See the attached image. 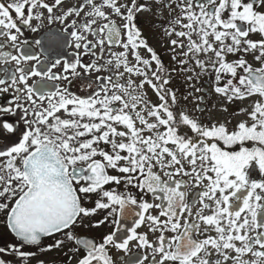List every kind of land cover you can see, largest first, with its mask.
<instances>
[{"label": "snow or ice", "instance_id": "1", "mask_svg": "<svg viewBox=\"0 0 264 264\" xmlns=\"http://www.w3.org/2000/svg\"><path fill=\"white\" fill-rule=\"evenodd\" d=\"M154 7L168 9L172 72L186 83L207 75L213 111L244 119L195 115L205 112L195 84L183 100L197 107L177 108L172 72L135 22ZM69 43L73 61L51 55ZM106 43L122 51L105 58ZM93 73L106 75L83 96L53 83ZM2 97L0 113L14 119L0 118V223L14 242L0 264L66 245V264H117L114 252L122 264H264V0H0ZM237 101L248 104L229 113ZM102 225L114 227L99 240L78 231Z\"/></svg>", "mask_w": 264, "mask_h": 264}, {"label": "flooded vegetation", "instance_id": "2", "mask_svg": "<svg viewBox=\"0 0 264 264\" xmlns=\"http://www.w3.org/2000/svg\"><path fill=\"white\" fill-rule=\"evenodd\" d=\"M66 1V0H65ZM173 7H175V5H173ZM163 9H166L168 10L167 8H163ZM178 9H177V12L176 13H173V15H176L178 14ZM168 18V14H166L165 16L162 17L161 21H162V24L166 26V20ZM136 24L138 25V23H140V19H139V15H137L136 17ZM119 24V23H117ZM59 24H53V25H46L44 29H42V31H47L48 28L50 27L51 29L53 30H61L62 27H58ZM26 36L29 38V39H36V38H39V35L38 34H31V33H28L26 31ZM172 39H175V37H171ZM253 39H256V37H252ZM67 39H70V37H68ZM170 39V38H169ZM159 40H161V38H159ZM168 45H166L168 48H166L164 50V54L165 56L168 58L166 60H162V63L165 67V69L167 70L165 75H167V72H169L168 68H170V64H172L173 66L174 65H177L176 68L177 70L179 69V65L173 61L171 58L173 56V52L171 51V46H170V43L169 41L167 42ZM166 43V44H167ZM107 45V43H106ZM112 48H116V46H113ZM4 51H8L9 49L8 48H5L3 49ZM83 50V49H82ZM77 50L75 48H73L70 43L69 44H65L64 46L56 49L55 52H53L51 55L55 58V57H59L61 59V61H73L74 58H75V55L73 54L74 52H76ZM33 52L35 54H37L38 56H40V59L41 61H45V57L43 55L40 54V49L38 47H33ZM176 52L179 53L180 52V49L177 48L176 49ZM13 54H16L15 52H13ZM161 58V56H160ZM180 58H183V57H180ZM229 59H232V57H229ZM249 61L252 62V58L249 56L248 57ZM170 62V63H169ZM36 62L35 61H30L29 62V65L31 64H35ZM168 64V66H166ZM255 66V65H254ZM3 67H9V68H13L14 67V64L13 65H4ZM187 67V66H186ZM61 69H62V65H61ZM173 69V68H172ZM54 72L56 73H60V69H59V66L53 70ZM196 71H199V69H197ZM183 74V75H182ZM187 75H192L191 72L187 73ZM172 84L169 85V87L173 90H176L177 91V95H178V105H177V108L178 109H183V108H186L188 110H192L194 109L195 107H197V105L195 104V102H187V101H184L183 100V96L184 95H187L190 91H192V88L190 86V84H195L196 86H200L203 88V92L202 93H196L195 95L196 96H203L204 99H203V103H201L199 105V107L201 108H204L205 109V112L203 113V115H201V113L199 112H195L194 114L195 115H198V116H201V119H206L207 116H208V113L211 111L212 112V116L214 119H219V120H223L225 118H230L232 119V122L233 124L236 123V121L238 120H242V118H240V116H229L228 113H221V112H216V111H213V105L214 104H218L219 101L218 99L215 97L214 94L211 93V83H210V78L207 76V75H204L202 77H200V79L198 81H192L190 83H186L185 82V74L184 73H178V72H175V74L172 72ZM86 79V83L83 85V83H81V79H77L76 81H72L71 84H69L67 81H56V82H53L55 84H59L61 86H64V87H69L70 90L73 92V93H76L78 95H86L87 91H89V89L87 88V85L88 83V78L85 77ZM36 80H39V77H32L30 80H29V84H32L34 81ZM7 97H2L0 98V104H2L4 102V100L6 99ZM190 100L192 99L191 97L189 98ZM158 100V98H157ZM153 103V101H152ZM157 103H159V101H157ZM243 104L245 105L246 104V101L243 102ZM241 102L237 101L236 103L234 104H231L229 105V113L231 112H234V111H238L239 108L241 107H244ZM0 118L4 119V120H8V121H12L14 118L8 114H5V113H0ZM0 143H2V141H0ZM112 174H116V173H112ZM257 179H264V177H259L257 176L256 177ZM131 191L133 192H136L135 189H130ZM193 191H196V192H199L200 189L197 188V189H193ZM192 197L191 195H189L188 199L190 200ZM107 214V210H99L98 212V215H97V220L98 219H102L105 215ZM114 226H109V225H102L99 229H96V232L95 234H88L89 232V229L88 228H85V229H80L78 230L81 235H85V236H89V237H95L97 240L100 239V237L110 231H112ZM88 231V232H87ZM139 231L143 232L145 231V229L142 227L141 229H139ZM93 235V236H92ZM158 235V234H157ZM171 235V234H169ZM150 239H154L153 236L150 235L149 237ZM51 240H53L52 238H44L43 239V243H42V246L45 245L46 243L48 242H51ZM14 242L13 241V238L11 237V235L8 233L7 229L4 227V225L2 223H0V247L4 246L6 243H12ZM27 251H35L37 254L39 252V249L37 248H28V249H25ZM56 249H53L51 251H41L40 253H51L52 255L54 254ZM142 254V253H141ZM113 255L117 258V264H122V261L124 259H126V257H124L123 253H117V252H114ZM37 258V255L36 257Z\"/></svg>", "mask_w": 264, "mask_h": 264}, {"label": "rangeland", "instance_id": "3", "mask_svg": "<svg viewBox=\"0 0 264 264\" xmlns=\"http://www.w3.org/2000/svg\"><path fill=\"white\" fill-rule=\"evenodd\" d=\"M83 2H84V0H66L65 1V7L72 6V5H79V4H82ZM97 2L99 3L100 0H97ZM139 2L142 5L147 4V3L156 4L157 0H139ZM85 10H87V9H85ZM166 14H168V10L160 8V7H154L153 13L141 12L138 14L139 19H140V23H138L139 29L142 31L143 36L146 38L148 44L151 45V47L154 49V51L158 54L159 58L161 56L160 59H162V60L168 59L164 54V50L166 48H168L166 45H168L167 42L169 41V37L164 35L163 29L161 28V25H162L161 19ZM111 19L115 20L116 23H122V21L118 17H111ZM101 23H104V21H101ZM59 26L62 27L61 25H59ZM159 38H161V40H159ZM70 39H68V40L70 41ZM88 39L92 40L93 37L89 36ZM95 51H96L97 55L100 54L99 47H97ZM110 51L111 52H119V51H122V49L119 47L109 49L108 46L105 44V50L103 53L105 58H108V54ZM80 52L83 53V50L81 49ZM73 54L75 55L76 52H74ZM142 55L147 56L148 54L146 53V51H142ZM129 58L131 59V57H129ZM81 59H82L83 63L87 64L90 62L89 56H82ZM169 63H167L166 66H168ZM176 66L177 65L173 66L172 64H170V68H168L169 72H172V68H174ZM59 69L61 72L62 71L61 66H59ZM81 71H83V70H81ZM173 73L175 74V72H173ZM103 75H106V73H93L90 77L89 76H85V77L88 78V82L92 83V82H95L97 76H103ZM85 77L83 79H81V81H80L81 83H83V85L86 83ZM76 80L77 79H74L73 81H76ZM145 87L147 89V97L151 101H153L154 104H156L158 101L157 97L155 96L153 91L147 87V85ZM247 104H248V102L246 101V104L245 105L243 104V105L247 106ZM240 118L244 119L243 116H240ZM93 220H97V216L93 217ZM95 232H96V229H89L88 234H90V233L95 234ZM53 242L54 241L51 240V242L46 243L42 247L46 248L48 245H50ZM40 252L41 251L39 250V252L37 254V258H35L32 261V264H37L38 261H43V264H66L68 256L72 255L71 252H68V246L67 245L65 246L63 251L55 250L53 255L51 253H46V252L40 253ZM65 253H67V255H65ZM8 259H11V257H8ZM72 264H76L75 260L72 261Z\"/></svg>", "mask_w": 264, "mask_h": 264}]
</instances>
